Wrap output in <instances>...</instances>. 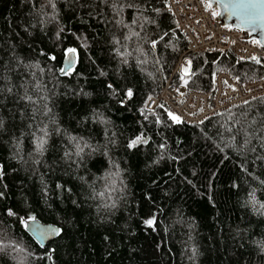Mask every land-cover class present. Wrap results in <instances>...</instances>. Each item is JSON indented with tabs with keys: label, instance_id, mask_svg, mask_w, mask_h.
I'll use <instances>...</instances> for the list:
<instances>
[{
	"label": "trees",
	"instance_id": "1",
	"mask_svg": "<svg viewBox=\"0 0 264 264\" xmlns=\"http://www.w3.org/2000/svg\"><path fill=\"white\" fill-rule=\"evenodd\" d=\"M165 2L0 0V264H264V94L194 123L147 109L188 44ZM192 60L188 88L264 76L230 50ZM30 216L59 236L40 245Z\"/></svg>",
	"mask_w": 264,
	"mask_h": 264
},
{
	"label": "built area",
	"instance_id": "2",
	"mask_svg": "<svg viewBox=\"0 0 264 264\" xmlns=\"http://www.w3.org/2000/svg\"><path fill=\"white\" fill-rule=\"evenodd\" d=\"M165 7L174 15L176 28L187 37L188 44L179 54L171 76L162 80L158 92L148 98V109L155 111L159 104H164L168 117V113H173L182 123H194L264 94V76L241 81L228 70L213 72L209 90L188 88L186 83L176 80L173 75L186 76L185 69L192 71L194 52L230 50L239 59L257 63L251 59L255 56L261 63L264 47L248 39L246 30L223 25L213 15L218 14L217 8L207 0H166Z\"/></svg>",
	"mask_w": 264,
	"mask_h": 264
},
{
	"label": "snow or ice",
	"instance_id": "3",
	"mask_svg": "<svg viewBox=\"0 0 264 264\" xmlns=\"http://www.w3.org/2000/svg\"><path fill=\"white\" fill-rule=\"evenodd\" d=\"M115 7V5H113ZM226 8L231 9L230 15L235 16L239 21L240 24L243 26H246L250 31L255 32L258 29L261 31H264V0H233V3L230 5H224ZM53 7L55 5L53 4ZM118 10V9H117ZM213 15H217L216 13H213ZM163 39V36L160 38ZM159 43V41H153L152 47L155 48L156 45ZM253 43L255 44H261V41L254 40ZM264 46V45H262ZM69 52H74V49H69ZM51 59H55V57H51ZM251 59L256 61L257 63H260L259 58L253 56ZM71 63V62H70ZM189 64L191 61L188 62ZM185 74H190L187 69H185ZM111 87V85H109ZM8 91H11V89H8ZM126 96L128 99H131L133 96V92L131 89H128L126 92ZM21 99H25L28 101L32 100L31 96L27 95V88H25V95L21 97ZM151 99V97H149ZM160 107H163V105H160ZM35 111V110H34ZM169 117L175 122V123H182L179 116L168 113ZM229 120H232V117H228ZM239 120H234L233 124H239ZM252 123H255L253 121ZM0 126H2V123H0ZM250 126V125H249ZM225 129L228 132L232 131V127H229L225 125ZM42 132H44L45 136L47 135L46 129H41ZM264 131V129H262ZM237 132H242L244 136V143L248 144L252 138V133H249L247 130V127L243 124L240 125V127L237 129ZM234 138V137H233ZM259 139L261 140V147H264V136H259ZM146 142L142 136H138L134 140H132L129 144V147H136L139 143ZM45 141L43 138H39V142L37 144L38 149L43 148ZM253 151L255 149H252ZM257 159L264 160V156H259ZM10 215H14L11 211H9ZM21 223L24 228L30 229L34 235L39 239L41 244H43V241L46 240L50 236L59 235L60 230L55 228H49L45 227L43 225H40L38 222H36L35 216H30L27 219L24 217H20ZM31 221V223H29ZM146 225L149 227H153L155 225V220L153 218H150L145 221ZM9 245H3L2 241H0V251H3L5 247H8ZM17 251H23L22 248H16Z\"/></svg>",
	"mask_w": 264,
	"mask_h": 264
},
{
	"label": "water",
	"instance_id": "4",
	"mask_svg": "<svg viewBox=\"0 0 264 264\" xmlns=\"http://www.w3.org/2000/svg\"><path fill=\"white\" fill-rule=\"evenodd\" d=\"M207 2L211 6L217 8V10H218L217 19L223 25L244 29L248 32V37H247L248 39L259 40V41H261L260 45L261 46L264 45V31H261L260 29H258L257 31L252 32L246 26L241 25L240 21L235 16L230 15V12H231L230 7L226 8L224 5H230L231 3H233V0H207ZM76 61H77L76 52L75 51L74 52H68L63 59V66H62V69L60 71L61 74H65V73L69 72L70 70H72L73 67L76 65ZM36 222H38L40 225H43L45 227L58 229L61 232L60 226L55 224V223L44 222V221H41L40 219H37V218H36ZM29 223H31V221H29ZM27 231L42 246H45L50 240H53L54 238L59 236V235L50 236L46 240L43 241V244H41L39 239L34 235V233L30 229H27Z\"/></svg>",
	"mask_w": 264,
	"mask_h": 264
},
{
	"label": "bare ground",
	"instance_id": "5",
	"mask_svg": "<svg viewBox=\"0 0 264 264\" xmlns=\"http://www.w3.org/2000/svg\"><path fill=\"white\" fill-rule=\"evenodd\" d=\"M173 77H175V75H173ZM181 81H182V77H181V79H180ZM148 109V108H147ZM150 111H154V110H151V109H149ZM208 118V117H207Z\"/></svg>",
	"mask_w": 264,
	"mask_h": 264
}]
</instances>
